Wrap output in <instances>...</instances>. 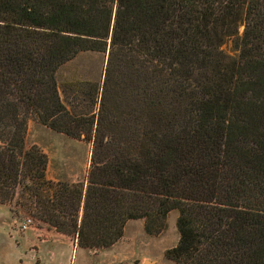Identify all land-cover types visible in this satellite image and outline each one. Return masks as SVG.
<instances>
[{
    "label": "trees",
    "instance_id": "16d2710c",
    "mask_svg": "<svg viewBox=\"0 0 264 264\" xmlns=\"http://www.w3.org/2000/svg\"><path fill=\"white\" fill-rule=\"evenodd\" d=\"M107 51L102 83L60 89L66 62ZM29 119L91 143L82 180L47 178ZM22 193L81 248L176 210L166 259L264 264V0H0V203Z\"/></svg>",
    "mask_w": 264,
    "mask_h": 264
},
{
    "label": "rangeland",
    "instance_id": "374dc122",
    "mask_svg": "<svg viewBox=\"0 0 264 264\" xmlns=\"http://www.w3.org/2000/svg\"><path fill=\"white\" fill-rule=\"evenodd\" d=\"M114 13L115 7L113 17ZM230 47V42L222 46L227 52H230ZM106 54L108 56V51L105 53L81 52L66 62L57 72L60 89L64 84L73 83V81L102 83L107 62ZM66 89L67 92L64 94L60 91L64 101H67V104L68 102L81 103L80 105L85 109L83 105L87 99L81 96L73 86L69 85ZM99 102L100 99L97 100L94 107L95 111L99 109ZM109 105L111 107V103ZM24 140L27 146L36 144L46 153L48 158L46 175L48 179L73 182L82 180L87 175L92 152L91 143L57 132L34 119H29L27 122ZM22 194L25 195V198L16 197L9 203H0L8 210L9 216L17 221L19 231H24L21 229V224L28 218L32 219L31 225L49 227L19 204L21 201L26 202L27 194ZM176 217L177 211H171L168 214L165 229L159 234L146 233L143 219H130L125 225L123 236L113 244L114 246L79 248L76 256L74 253L73 262L75 261L76 264L81 262L83 264H177L164 256L165 250L174 246L178 240V232L175 226ZM73 239L77 242L76 238Z\"/></svg>",
    "mask_w": 264,
    "mask_h": 264
},
{
    "label": "crops",
    "instance_id": "0c3cea01",
    "mask_svg": "<svg viewBox=\"0 0 264 264\" xmlns=\"http://www.w3.org/2000/svg\"><path fill=\"white\" fill-rule=\"evenodd\" d=\"M8 213L0 204V264H76L74 253L81 247L75 239L47 226L20 232Z\"/></svg>",
    "mask_w": 264,
    "mask_h": 264
},
{
    "label": "built area",
    "instance_id": "2783aa9c",
    "mask_svg": "<svg viewBox=\"0 0 264 264\" xmlns=\"http://www.w3.org/2000/svg\"><path fill=\"white\" fill-rule=\"evenodd\" d=\"M31 223H32V219L30 218L26 219V221L23 224H21V229L24 230L27 229L29 225H31Z\"/></svg>",
    "mask_w": 264,
    "mask_h": 264
},
{
    "label": "water",
    "instance_id": "95a60500",
    "mask_svg": "<svg viewBox=\"0 0 264 264\" xmlns=\"http://www.w3.org/2000/svg\"><path fill=\"white\" fill-rule=\"evenodd\" d=\"M106 57H107V54H106Z\"/></svg>",
    "mask_w": 264,
    "mask_h": 264
}]
</instances>
